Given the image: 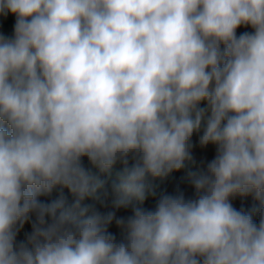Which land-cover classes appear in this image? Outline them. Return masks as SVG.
<instances>
[{"label": "clouds", "instance_id": "clouds-1", "mask_svg": "<svg viewBox=\"0 0 264 264\" xmlns=\"http://www.w3.org/2000/svg\"><path fill=\"white\" fill-rule=\"evenodd\" d=\"M9 15L0 264H264V0H0ZM173 173L190 195L158 191Z\"/></svg>", "mask_w": 264, "mask_h": 264}, {"label": "trees", "instance_id": "trees-1", "mask_svg": "<svg viewBox=\"0 0 264 264\" xmlns=\"http://www.w3.org/2000/svg\"><path fill=\"white\" fill-rule=\"evenodd\" d=\"M15 22V18L9 15L7 19L0 17V31L4 32L5 35H11L12 34V26ZM244 31H252V29L249 28H244L242 27L239 32H244ZM87 165V161H85ZM119 170V166H117V169ZM95 171V170H94ZM183 175V173H173L170 177H168L164 181H157L158 184V191H167L168 193H174L175 189L177 187L181 188L186 192V194L190 195L192 192V189L185 184L180 177ZM102 178H105L102 176ZM113 178H115V170L113 174ZM58 195V192H54L51 197H41V200L48 201L50 199L56 198ZM65 195L68 196L69 200H71L70 194L67 193L65 190ZM237 205L239 208H243L245 211L249 212L252 214L253 219L258 222L259 220V210H260V204L258 201H256L252 196H247V197H237L235 199ZM91 203V201H89ZM155 200L154 199H149L146 202V207H152L154 206ZM101 211H108L111 210V202L109 200L108 202V208H103L99 204L96 205ZM119 214L124 215L127 214L125 212H120ZM26 231H30V226L25 229ZM113 232H116L117 230L115 227L111 229ZM23 234L19 237V239H23ZM119 238V234H118Z\"/></svg>", "mask_w": 264, "mask_h": 264}, {"label": "rangeland", "instance_id": "rangeland-1", "mask_svg": "<svg viewBox=\"0 0 264 264\" xmlns=\"http://www.w3.org/2000/svg\"><path fill=\"white\" fill-rule=\"evenodd\" d=\"M195 155L198 163H200L201 165H206V163L213 158L214 149L209 147L206 151L197 150ZM233 203L237 208H239L235 200L233 201Z\"/></svg>", "mask_w": 264, "mask_h": 264}]
</instances>
